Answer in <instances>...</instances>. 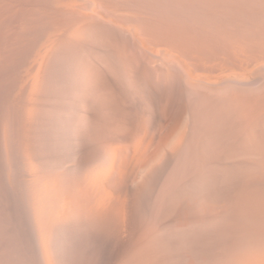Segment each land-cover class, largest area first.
I'll return each instance as SVG.
<instances>
[{
  "label": "bare ground",
  "instance_id": "bare-ground-1",
  "mask_svg": "<svg viewBox=\"0 0 264 264\" xmlns=\"http://www.w3.org/2000/svg\"><path fill=\"white\" fill-rule=\"evenodd\" d=\"M40 1L0 0V264H264V0Z\"/></svg>",
  "mask_w": 264,
  "mask_h": 264
},
{
  "label": "rangeland",
  "instance_id": "rangeland-1",
  "mask_svg": "<svg viewBox=\"0 0 264 264\" xmlns=\"http://www.w3.org/2000/svg\"><path fill=\"white\" fill-rule=\"evenodd\" d=\"M39 1H40V0H37L38 3H39ZM46 1L49 2V0H45V1H44V0H41L40 3H43V2H46ZM33 12H34V11H33ZM33 12L31 13V15L29 14V15H30V17H28L29 19L26 17V18H27V22H26V24L28 23V20H29V23L26 25V32H31V31L35 30L36 32L34 31L33 33H35L36 35H35V34H30V33H29V34H30V35H29V34L26 33L25 31H24L23 33L21 32L22 35L25 33L24 36H23V37H24V42H27L28 40H29V41H33V42H34V40H35V42H36V41H37V36H40V39H39V40H40V42H41V39L43 38V35L45 36V31H46V30H43V28H42V31H41V30L37 29L38 27H37V28L35 27L36 25H32V24L37 23V21L39 20V19H37L36 17H33V16L36 15V14H34L35 12H34V13H33ZM33 14H34V15H33ZM27 16H28V15H27ZM32 17H33L34 20H36V22H34V23L32 22V24H31V20H30V19H32ZM48 17H49V15H48ZM43 20H44V19H43ZM45 23H46V21L44 22V24H45ZM29 24H30V25H29ZM33 26H34V27H33ZM21 27H22V26L20 25L19 28H21ZM30 27H33V28H32L33 30H32ZM29 28H30V29H29ZM34 28H35V29H34ZM22 30H24L23 27H22ZM29 30H30V31H29ZM37 31H38V32L41 31V32H39V34H38ZM46 32H48V31H46ZM31 33H32V32H31ZM41 33H42V36H41ZM26 34L29 35V36L27 37ZM37 34H38V35H37ZM34 35L36 36V38L34 37ZM65 35H67V34H65ZM65 35H64V36H65ZM25 36H26L27 38H26ZM30 36H31V37L33 36V38H35V39H32ZM61 36H62V35H61ZM64 36H62V39H60L61 42H62L63 44H66V43H64V42H68V41L70 40V42H68L70 46H69V47H65L66 45H65V46L63 45V46L65 47V48L63 47V49H64L63 51H65V52H63V55H65V54L70 55L71 58L73 59V57L75 56V55H74V53H75V52H74V51H75V50H74V49H75V48H74V44H76V40L73 39V38H69V39H68V38H66V37H69V36H65V37H64ZM23 37H22V40H23ZM59 37H60V36H59ZM59 37H58V38H59ZM25 38H26V39L29 38V39L26 41ZM30 38H31V39H30ZM38 38H39V37H38ZM56 38H57V36H56ZM45 39H46V38H45ZM65 39H67L68 41L65 40ZM39 40H38V42H37V43H38V46H37V43H35V42H34V43L36 44V46L34 45L33 42H32L33 44L29 42V45H30V46H28V42L26 43V44H27V47H30V48H31V46H32L31 49L29 48V51L31 50V52H32V49H34L35 47H36V49H43V50H44V43H42V42H45V44H46V41H47V40H48V43H49V41H50L49 39H46V40L42 41L41 43H39ZM42 40H43V39H42ZM63 40H64V41H63ZM71 41H72V42H71ZM73 41H75V42H73ZM80 42H81V41H80ZM82 43H83V42H82ZM82 43H81L80 45H82ZM39 44L42 46V48H41V46H40ZM33 45H34V46H33ZM39 46H40V47H39ZM72 46H73V47H72ZM87 46H88L89 49L92 50V46H91V45H84V46L82 45V46H81V51L84 52V50L86 49ZM89 46H90V47H89ZM38 47H39V48H38ZM70 47H71V48H70ZM68 49H71V51H68ZM33 52H34V51H33ZM55 52H56V51H55ZM56 53L58 54L59 52L57 51ZM57 54H56V55H57ZM72 54H73V55H72ZM56 55H55V56H56ZM70 56H69V57H70ZM54 58H55V57H54ZM71 58H69V60H70ZM72 59L70 60L71 62L69 61L70 64H72ZM70 67H71V66H70ZM70 67L68 66L69 70H70ZM64 68H65V66H64ZM68 68H66V69L68 70ZM10 69L12 70L11 73L15 72V70H16V69L13 70V68H10ZM69 70H68V71H69ZM9 73H10V70H9ZM137 228H138V226H137ZM137 230H138V229H137ZM138 231H139V230H138ZM7 254H8V257L10 256V258H11V256H12V258H11V259L9 258V260H10L13 264L16 263L15 261H18V258H17L16 256H14V254L11 253L10 251H9V253H7ZM11 254H12V255H11ZM13 256H14V257H13ZM15 259H16V260H15ZM12 260H13V261H12ZM11 262H8V264H11ZM17 263H18V262H17Z\"/></svg>",
  "mask_w": 264,
  "mask_h": 264
}]
</instances>
